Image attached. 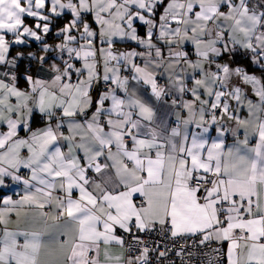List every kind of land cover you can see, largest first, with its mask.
<instances>
[{
	"label": "snow or ice",
	"instance_id": "snow-or-ice-1",
	"mask_svg": "<svg viewBox=\"0 0 264 264\" xmlns=\"http://www.w3.org/2000/svg\"><path fill=\"white\" fill-rule=\"evenodd\" d=\"M0 264H264V0H0Z\"/></svg>",
	"mask_w": 264,
	"mask_h": 264
}]
</instances>
